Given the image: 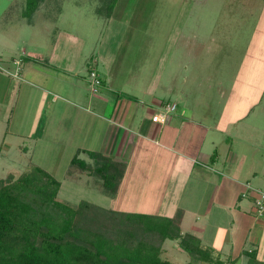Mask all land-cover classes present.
<instances>
[{
	"label": "crops",
	"instance_id": "0c3cea01",
	"mask_svg": "<svg viewBox=\"0 0 264 264\" xmlns=\"http://www.w3.org/2000/svg\"><path fill=\"white\" fill-rule=\"evenodd\" d=\"M13 3L0 0V55L10 71L15 66L4 60L15 56L23 68L17 78L0 70V158L51 167L62 154L72 160L80 149L102 152L127 165L116 196L107 195L111 209L164 217L182 211V233L198 237L214 257L264 264V217L255 210L264 192V129L251 119L264 108V89L253 92L239 73L229 85L194 68L186 74L182 57H194L195 37L160 73L134 78L104 51L85 54L82 35L56 25L50 33L46 23L38 29L33 16L10 18ZM93 68L102 78L98 92L90 88ZM173 104L167 122L153 120ZM80 156L90 160L85 151ZM74 178L102 187L88 172L74 171ZM168 240L162 257L175 263L183 249Z\"/></svg>",
	"mask_w": 264,
	"mask_h": 264
},
{
	"label": "rangeland",
	"instance_id": "374dc122",
	"mask_svg": "<svg viewBox=\"0 0 264 264\" xmlns=\"http://www.w3.org/2000/svg\"><path fill=\"white\" fill-rule=\"evenodd\" d=\"M103 2L45 0L40 12L33 14V20L38 29L49 24L50 33L56 25L82 35L85 54L91 55L92 49L104 51L111 57L114 68L138 79L160 73L166 60L181 56L185 43L191 44L195 37L194 57L186 54L182 57L188 66L184 69L186 74L194 72V68L201 78L213 75L229 85L239 73L242 81L252 80L249 83L254 85L253 92L264 89V0H118L110 17L98 13V6ZM26 8L27 0H14L10 18L24 16L26 19ZM45 15L47 22H43ZM48 37L44 34L40 37L43 44L49 43L45 42ZM4 63L13 69L11 59H5ZM212 95L215 99L216 87ZM212 102V108L217 109L218 103L213 99ZM143 106L148 108L146 103ZM259 112L251 119L253 125L264 129V108L259 106ZM13 160L0 158V179L9 174L18 177L32 166L16 157ZM57 160V165L42 167L50 168L52 171L48 172L61 182L58 199L71 204L87 200L105 208L112 207L111 199L100 190L102 187L92 181L74 180L69 155L62 154ZM172 242L167 241L169 245ZM173 259L176 264H186L190 256L185 250H178Z\"/></svg>",
	"mask_w": 264,
	"mask_h": 264
},
{
	"label": "trees",
	"instance_id": "16d2710c",
	"mask_svg": "<svg viewBox=\"0 0 264 264\" xmlns=\"http://www.w3.org/2000/svg\"><path fill=\"white\" fill-rule=\"evenodd\" d=\"M43 1L27 0L25 16L31 20ZM117 1L104 0L98 13L110 17ZM82 151L89 161L80 156ZM126 167L102 152L80 149L70 171L88 172L106 195L115 197ZM60 186L36 165L18 177L0 179V264H175L162 257L167 239L179 240L190 256L186 264H229L214 257L198 237L182 233V211L164 217L87 200L66 203L58 199Z\"/></svg>",
	"mask_w": 264,
	"mask_h": 264
},
{
	"label": "built area",
	"instance_id": "2783aa9c",
	"mask_svg": "<svg viewBox=\"0 0 264 264\" xmlns=\"http://www.w3.org/2000/svg\"><path fill=\"white\" fill-rule=\"evenodd\" d=\"M3 58L0 55V70L6 72L8 75L12 77H20L21 71L23 68V59L21 57L15 56L11 58L12 63L15 65V69L10 71L7 69L3 63ZM89 82L90 88L93 92H98L100 87L102 86V78L101 75L93 68L89 74ZM176 108V104L168 105L166 107L165 112H159L153 116V120L155 122L165 123L168 120V113L171 110ZM255 210L258 217H264V192H261L255 199Z\"/></svg>",
	"mask_w": 264,
	"mask_h": 264
}]
</instances>
